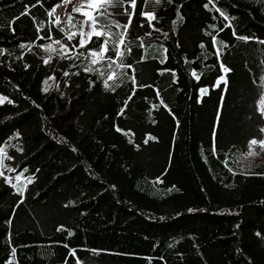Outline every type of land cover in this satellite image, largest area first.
I'll list each match as a JSON object with an SVG mask.
<instances>
[{
    "label": "trees",
    "instance_id": "trees-1",
    "mask_svg": "<svg viewBox=\"0 0 264 264\" xmlns=\"http://www.w3.org/2000/svg\"><path fill=\"white\" fill-rule=\"evenodd\" d=\"M64 1L0 0V264H264V0H137L111 69Z\"/></svg>",
    "mask_w": 264,
    "mask_h": 264
},
{
    "label": "snow or ice",
    "instance_id": "snow-or-ice-1",
    "mask_svg": "<svg viewBox=\"0 0 264 264\" xmlns=\"http://www.w3.org/2000/svg\"><path fill=\"white\" fill-rule=\"evenodd\" d=\"M65 2H67V0H65ZM125 0H87L86 4H82L81 7H77L74 8L73 11L80 13L81 15L85 16L86 19L83 21V23L81 24V31L79 33L80 39L78 41V45H74L73 47H80V48H85L87 46V44L89 42L92 41V37L95 36L97 42L99 43V48L95 49V50H89L88 56L91 58V65H95L97 63H100L101 61H104L105 58H107V60L109 61L107 67L109 69L112 68V65L116 63V60H114L112 58V56H107V53L109 52V48L111 46V50L115 53V56L117 58L120 59V63L117 64V67L119 68H124L125 65L123 64L122 58L125 55V51L130 52L131 48L128 47L125 44V37L127 36V29L131 26L132 23V16L135 15V8H136V2L137 0H127L128 4L130 5L132 11L128 12L127 9H125V11L128 14V21L125 24H120L118 21H114V26L116 28H120L123 29V31L120 32H113L110 26L107 25H101L100 24V17H103L105 15H110V13L108 12L109 8H115L118 6H123ZM160 0H155V3H159ZM209 3H212V0H209ZM57 7H59V5H57ZM90 8L92 10V14L90 15L88 11H82V8ZM205 7H208V4H205ZM216 11L220 12V15L224 17L225 20L228 19V17L219 9H216ZM55 12V8L52 9L51 12H49V16L53 15V13ZM27 14V13H25ZM143 16H145L148 20H154L156 19L155 14L154 13H142ZM56 22L59 23V17L56 18ZM72 17L69 16L68 18V23L70 26L72 25ZM84 25H87L89 27V31L88 32H84L82 29L84 27ZM235 34V33H234ZM67 35V39L69 41H71L76 35L77 33H68ZM240 39H244V40H248L249 37H239ZM54 43L56 44H60V41L57 40ZM260 43H264V41H260ZM123 47L124 50H121V48ZM203 47V45H202ZM47 51H56V49H54L52 47V45H48L46 48ZM62 53L67 54V51H70V49H68L67 45H64L61 50ZM166 51V50H165ZM81 55H83V53H81ZM45 63H48L47 60L44 61ZM127 67L131 68V65H127ZM223 68V72L225 74H227L229 71H231V69L224 67L222 65ZM88 72L93 71L92 67H87L85 69ZM65 76L68 75L67 72L64 73ZM101 76H104V73L101 72L100 73ZM117 77V73L116 71L113 69L106 77V79L104 80V86L106 88H110L111 85H109L108 81L110 80H114ZM50 79H55L54 77H50ZM133 81L135 80V77H132ZM221 82L227 83V81L225 80L224 76H221L218 81H217V86H219V84ZM45 83H47V81H45ZM45 91H47V88H45ZM7 99L6 97L4 98H0V103H3V101ZM9 103H11V101H9ZM259 111L261 112L262 115H264V97H261L260 100V108ZM118 131H121L120 129H117ZM261 132H264V128L260 129ZM150 139H154L151 138ZM148 141L145 140V143H147ZM255 145H259V147L264 150V139H260L259 141L257 139H252L249 142V155H253L255 154L253 149V146ZM3 152V149L0 148V153ZM0 167H5V165L3 164V161L0 160ZM10 171H13L14 169H9ZM4 173L0 172V176H3ZM17 180L20 179V177L18 176L16 178ZM7 181V178H6ZM10 183V181H7ZM32 180L29 178L28 183H31ZM75 253L73 252V255Z\"/></svg>",
    "mask_w": 264,
    "mask_h": 264
},
{
    "label": "rangeland",
    "instance_id": "rangeland-1",
    "mask_svg": "<svg viewBox=\"0 0 264 264\" xmlns=\"http://www.w3.org/2000/svg\"><path fill=\"white\" fill-rule=\"evenodd\" d=\"M86 2H87V0H67V2L64 1L62 3L57 4V5H59V7H57V5L54 7L55 12L52 15V19H53L54 23L61 25L63 22L68 20L69 16L72 13L75 12V11H73L74 8L81 7V5L86 4ZM82 11H88L90 15L92 14V10L90 8H87V7L82 8ZM57 17H59V21H60L59 23L56 22ZM83 31L88 32L89 27L87 25H84ZM45 81H47V83L44 82V86H45V88H47L48 84L50 83V81H52V79H50V77H49V78H46ZM0 98H3V97L0 96Z\"/></svg>",
    "mask_w": 264,
    "mask_h": 264
}]
</instances>
